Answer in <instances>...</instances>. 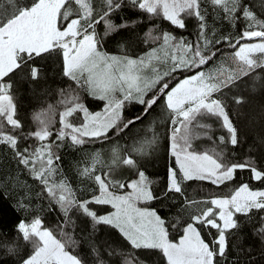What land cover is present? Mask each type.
Here are the masks:
<instances>
[{
  "label": "snow or ice",
  "instance_id": "snow-or-ice-1",
  "mask_svg": "<svg viewBox=\"0 0 264 264\" xmlns=\"http://www.w3.org/2000/svg\"><path fill=\"white\" fill-rule=\"evenodd\" d=\"M125 6L150 19L160 17L178 29L187 27L186 19H195L196 37L189 40L169 31L157 32L154 25L144 34L143 42L153 45L144 55H111L104 50L105 39L138 22L115 23L113 15ZM208 6L233 27L244 21L239 35L217 37L208 24ZM101 24L102 34L97 31ZM46 58H58L62 74L87 96L102 101V110L90 111L83 97L69 91L61 101L64 110L55 132L51 106L36 113L37 128L26 131L17 117L12 78L40 80L43 70L39 62ZM261 73L264 19L245 0H102L100 8L94 0H0V145H6L18 168L22 166L42 186L37 195H46L64 217L55 229L38 215L17 222L15 232L32 246L21 264H86L74 254L79 244L76 222L70 215L73 210L91 221L93 231L101 225L118 229L133 251L159 250L167 264H241L231 253L251 252L242 247L241 233L254 222V213L264 212V189L241 183L228 194L190 199L186 186L188 182H208L219 187L245 170L264 183V165H258L251 155L235 160L228 150L244 143L237 108L247 103L243 95L230 93L239 90L246 78L264 80ZM131 103L142 107L128 118L124 111ZM156 108L163 119H153L148 135L135 140L123 155L119 145L114 146L110 165H105L99 150L90 154V163L79 174L96 189L90 197L78 198L77 190L61 176L58 150L66 144L80 148L111 142L112 136L126 134ZM77 116L81 118L78 124L73 122ZM214 124L224 134L214 136ZM158 127L165 131L158 132ZM161 136L167 139L166 152L172 163L167 166L163 188L155 191L157 181L146 174L145 167L158 150ZM29 138L39 143L29 145ZM202 138L213 146L198 150L194 144ZM120 167L133 170L135 178L116 179L114 173ZM153 201L176 207L174 222L155 207L140 206ZM92 205H110L114 211L99 214ZM30 206V197L16 205L20 211H28ZM259 219L252 235L264 243V216ZM177 228L179 239H170V229ZM202 229L210 239H205ZM4 247L9 253L16 251L14 246ZM91 252L97 264H107L95 247ZM124 264L133 261L127 259Z\"/></svg>",
  "mask_w": 264,
  "mask_h": 264
},
{
  "label": "trees",
  "instance_id": "trees-1",
  "mask_svg": "<svg viewBox=\"0 0 264 264\" xmlns=\"http://www.w3.org/2000/svg\"><path fill=\"white\" fill-rule=\"evenodd\" d=\"M245 2L253 5V10L257 12L260 19H264V7L261 6V0H245ZM97 8L102 6V0H94ZM207 19L209 27L215 30L216 36L225 35L238 36L239 32L245 25L244 21L238 22L234 27L226 20H222L219 15L213 13L211 6L207 7ZM115 23L122 21H138L134 27L122 29L118 33L108 36L104 42V50L111 55H128L131 58H138L144 55L153 45L145 44L144 34L154 25L158 26L157 32L169 31L175 36L193 40L196 37V20L186 19L187 27L178 29L169 22L160 17L149 18L147 14L141 13L139 10L131 6H125L112 17ZM98 32L101 34L104 27L98 26ZM123 45V46H122ZM222 49H226L227 45H222ZM42 67V78L38 81H30L24 77L14 76L12 78L13 89L11 94L14 102L17 104V117L21 119L25 125V130L30 132L37 128V124L33 119L36 113L47 111L51 106L58 112L64 107L61 101L71 91L73 94H79L83 97V102L90 111L95 112L103 108V102L87 96L83 90L78 89L76 85L62 74V64L58 58L43 59L40 62ZM264 75V73H261ZM264 80L254 81L251 77L246 78L239 90L233 89L230 95H243L247 103L241 106H233L237 108L239 116V126L243 131L244 143L237 148H231L229 151L234 154L235 160H242L246 156H253L258 165H264V88L261 87ZM254 86V87H253ZM63 92V95L61 94ZM140 105L131 103L126 105L124 115L131 118L141 110ZM163 119L160 109H154L149 116H146L141 122L131 127L130 131L122 134L120 137L112 136L111 142L86 144L80 148H72L67 144L60 148V173L66 177L71 186L77 190L78 198H88L93 194L96 185L85 177L80 176L79 171L82 167L90 163V154L99 150L105 165H110L113 160L111 149L119 145L120 154H124V149L132 146L135 140H139L148 135L147 129L153 119ZM79 119V118H78ZM212 122V121H207ZM216 131L213 135L224 134L217 125H213ZM158 132L163 133L165 128L158 127ZM54 139V137L52 138ZM27 143L35 147L39 142L35 138H29ZM24 142H21L23 146ZM198 150L210 148L213 144L206 138H202L195 142ZM167 139L161 136L160 145L155 154L148 159L150 160L145 167L146 174L157 183L154 190L159 191L163 188V181L166 179L167 166L172 163L171 158L166 152ZM219 150V149H218ZM144 167V162L141 161ZM122 176L123 180L135 178L134 171L120 167L116 169L114 176ZM251 173L247 170L238 172L234 181L219 187L208 182H188L186 195L190 199H201L205 197L216 196L220 194H228L241 183H248L254 189H264V183L251 178ZM60 177L58 176L57 179ZM42 192V186L28 175L22 169L18 168L11 150L6 145H0V264H21L26 258L32 246L29 242H25L20 234L15 232V225L22 218L31 219L40 216L44 219L46 226L55 229L64 217L59 207L51 202L46 195L39 196ZM98 194V193H97ZM30 197L31 206L28 211H20L16 205L18 200H24ZM148 207H155L161 212L169 222H174L177 216V208L170 205H161L156 201L151 202ZM92 208L99 214L112 210L110 205H92ZM75 220V236L79 247L74 251L86 260V264H97V257L91 252L95 247L100 252V258L104 259L107 264H124V261L131 259L133 264H167L166 258L159 250H142L133 251L127 246L126 242L120 235L118 229L111 226H98L93 231L91 221L81 213L73 210L70 214ZM260 216H264V212L254 213V222L248 224L243 229L241 235L244 237L242 247L251 248V252L245 251L241 255L238 251L231 253L232 257H239L241 264H264V243L257 236L252 235L254 228L260 224ZM244 219V218H241ZM214 233V230H212ZM180 228L171 230L170 239L178 240ZM202 235L205 239L206 230L202 229ZM239 240V236L234 238V243ZM4 245H11L16 248L15 252L9 253ZM112 251L113 255L106 253Z\"/></svg>",
  "mask_w": 264,
  "mask_h": 264
},
{
  "label": "rangeland",
  "instance_id": "rangeland-1",
  "mask_svg": "<svg viewBox=\"0 0 264 264\" xmlns=\"http://www.w3.org/2000/svg\"><path fill=\"white\" fill-rule=\"evenodd\" d=\"M185 35V34H184ZM183 35V37H185ZM54 110V109H53ZM64 110V107L61 109L60 112H58L57 110H54V113H53V118L55 120V123L53 125V131L55 132V130L59 127V114ZM102 110V109H101ZM100 111V110H99ZM79 118V119H78ZM74 123H80L81 122V118L80 116H77L74 120H73ZM116 179H123L122 176L118 175V176H115ZM141 207H143L142 205H140ZM112 208V207H111ZM111 211H114V209L110 210V211H106V212H103L104 214L107 213V212H111ZM170 238V237H169Z\"/></svg>",
  "mask_w": 264,
  "mask_h": 264
}]
</instances>
